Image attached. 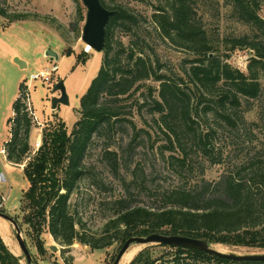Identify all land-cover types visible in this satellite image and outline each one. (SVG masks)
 <instances>
[{"label": "trees", "instance_id": "trees-1", "mask_svg": "<svg viewBox=\"0 0 264 264\" xmlns=\"http://www.w3.org/2000/svg\"><path fill=\"white\" fill-rule=\"evenodd\" d=\"M209 1L216 0H166L165 7L156 8L153 21L162 37L175 43L179 41V45L191 50L195 56L184 78L176 81L160 73V63L155 71L150 56L137 51V45L125 47L114 42L115 27L126 29L129 23H136V18L125 8H111L106 0H102V4L108 10L117 11V15L108 26L100 72L81 99L82 119L73 132V141L64 125L52 134H44L41 148L24 167L29 188L21 199L22 224L36 242L41 256L47 252L43 240L45 233L64 246L78 243L93 250L106 249L115 243L124 244L132 237L153 233L264 250V17L261 15L264 0H224L238 25L249 29L246 34L226 38L223 43L224 47L230 46L232 53L237 50L252 53L247 72L233 68L220 56V49L209 42L196 8L199 2ZM0 16L8 18L1 8ZM8 19L14 23L26 17ZM150 80L159 83L157 90L149 88L150 111L161 115V127L170 144L166 148L170 151L176 147L180 149L183 157L173 159L182 167L188 158V149L182 141L189 143L191 149L211 164L221 163L215 158L217 153L213 146L217 130L200 129L202 117L211 116L229 130L238 131L241 123L247 124L246 115L255 112L254 102L258 103L256 109L259 112L258 122H252V125L259 128L262 136L260 153L256 159L247 158L234 172L213 185L200 182L190 190L177 188L165 193L166 207L160 210L125 208V201H118L122 210L117 219L107 224L104 234H88L71 205L72 195L83 175L81 159L94 135L104 128H112V124L119 121L122 114L115 105L138 83ZM23 93L21 86L19 96ZM155 93L158 96L155 97ZM13 112L15 118L8 121L12 124V138L5 144V150L7 160L20 166L24 165L30 152L32 122L19 97L13 104ZM243 173L247 175L242 176ZM111 230L113 234L109 233ZM168 248L175 256L169 264L234 263L195 249ZM163 263L152 260L145 251L130 264ZM0 264H20L1 236Z\"/></svg>", "mask_w": 264, "mask_h": 264}, {"label": "rangeland", "instance_id": "rangeland-1", "mask_svg": "<svg viewBox=\"0 0 264 264\" xmlns=\"http://www.w3.org/2000/svg\"><path fill=\"white\" fill-rule=\"evenodd\" d=\"M165 1L106 0L109 7L121 6L136 18V23H129L126 29L115 27L114 42H120L125 47L137 45V51L150 56L155 71H158L157 64L160 63L161 74L179 81L190 70L195 56L191 50L179 45V41L175 43L163 38L157 29L153 17L157 7H165ZM0 8L8 18L26 17L11 23L10 19L0 16V123L3 112L9 118L12 117V104L19 97L21 86L24 88L26 81L45 70L51 73L49 83L41 79L31 82L32 111L44 126L41 127L28 112L32 127L30 152L25 159V166L37 154L35 143L39 135H42V139L44 134H52L64 125L73 141V132L82 119L81 99L98 76L105 54L87 51V46L82 42L87 10L81 0H0ZM196 8L211 45L220 49V56L233 68L247 72L252 53L246 50L232 53L229 51L230 46L224 47L223 43L226 38L246 34L249 29L238 25L237 18L230 14L224 0L199 2ZM261 15L264 17V9ZM48 50L56 52L59 60L46 57ZM14 54L26 63V68L16 64ZM54 67H58L56 72H52ZM61 80L65 82L70 105H59L54 111L51 101L60 93L54 95L53 88ZM158 87L159 83L152 80L138 83L115 105L122 114L119 121L112 124V128H104L95 134L84 152L81 159L83 175L77 184V191L72 195L71 205L85 224L88 234H104L107 224L117 219L122 210L117 205L118 201H125V208L160 210L166 207L163 201L165 193L177 188L190 190L200 182L213 185L223 176L234 172L247 158L256 159L260 153L262 136L259 128L252 125V122H258L259 112L256 109L258 103L254 102L255 112L246 115L247 124L241 123L238 131L229 130L211 116L202 117L200 129L217 130L213 146L217 153L215 158L221 160V163L211 164L191 149L189 143L182 141L188 149L187 163L182 167L173 159L183 157L180 149L176 147L170 151L166 148L170 144L161 127V115H154L150 111L152 105L149 88L157 90ZM154 96H158V93ZM9 129L5 130L0 124V150L4 141L10 138ZM0 161H3V156ZM4 177L5 181L0 179V212L15 220L19 219L22 224L21 199L24 191L29 188V182L20 167H13L4 173ZM9 225L10 231L7 233L0 228V236L19 263L27 264L16 240L14 226L11 223ZM20 229L33 264H114L124 245L115 243L98 250L78 243L67 247L45 233L43 240L47 252L41 256L36 242L27 233V227L23 225ZM109 233L113 234L114 231ZM209 244L211 248L224 253L264 254V250L257 248ZM53 246L58 248L57 252L51 251ZM145 251L152 260L169 263L175 257L168 247L133 245L122 264H130Z\"/></svg>", "mask_w": 264, "mask_h": 264}, {"label": "water", "instance_id": "water-1", "mask_svg": "<svg viewBox=\"0 0 264 264\" xmlns=\"http://www.w3.org/2000/svg\"><path fill=\"white\" fill-rule=\"evenodd\" d=\"M86 8V21L82 32V42L91 48L92 51L97 53H103L106 47V37L109 23L116 17L117 11L108 10L103 4L102 0H81ZM46 57L59 60V56L56 52L48 50ZM16 64L20 68H26V63L20 59L15 60ZM60 93L59 95H56ZM53 94L56 95L52 98L51 106L55 111L59 105L69 106L70 98L66 90L64 80H61L53 88ZM0 177L2 181H5L2 168L0 166ZM0 218L4 221L11 223L16 231V240L24 257L27 260V264H33V258L30 250L23 238L22 231L17 221L11 216L0 212ZM133 245H163L173 248L195 249L209 255L217 256L219 258L227 259L232 262H264V254H235L224 253L211 248L210 244L206 240L195 239L185 236L176 235H164L160 233H153L148 236H136L128 239L121 250L119 251L114 264H121L126 253L131 249ZM51 251L57 252L58 248L53 246Z\"/></svg>", "mask_w": 264, "mask_h": 264}, {"label": "built area", "instance_id": "built-area-1", "mask_svg": "<svg viewBox=\"0 0 264 264\" xmlns=\"http://www.w3.org/2000/svg\"><path fill=\"white\" fill-rule=\"evenodd\" d=\"M58 70V67H54L52 69V72H56ZM41 79L43 82L45 83H49L50 79H51V73L48 70H45L43 72H40L39 74H35L31 77L30 81H26L24 84V93L21 94L19 96L22 104L25 106L26 108V112H30L31 115L34 117L35 121L38 122V124L43 127L44 125L42 123L39 122L36 114L32 111V104H31V99H30V89H31V82L35 81V80H39ZM13 118H15V114L13 116ZM11 128H12V124H11ZM42 135H39L36 143H35V151L38 152L39 149L42 146V139H41ZM1 156H6V150H2L0 152V158ZM0 179L2 180V178L0 177ZM4 179V178H3ZM171 252H173V250H170ZM163 264H169L168 262H164Z\"/></svg>", "mask_w": 264, "mask_h": 264}, {"label": "crops", "instance_id": "crops-1", "mask_svg": "<svg viewBox=\"0 0 264 264\" xmlns=\"http://www.w3.org/2000/svg\"><path fill=\"white\" fill-rule=\"evenodd\" d=\"M18 56H17V54H14L13 55V59H14V61L16 60V59H18L17 58ZM18 98H16V100H17ZM15 99H13V101H14ZM15 100V101H16ZM14 101V102H15ZM14 102H13V104H14ZM13 104H12V117H10V118H13V116H14V112H13ZM10 118L8 117V115L6 114V112H3L2 113V117H1V126L2 127H4V129L6 130V129H8V131L10 130L9 128H11V125L10 124H8V121L10 120ZM10 135V134H9ZM2 137V135H1V133H0V138ZM11 138H12V134L10 135V138L8 139V141H4V143H3V147H2V149L0 150V152L2 151V150H5V144L6 143H8L10 140H11ZM0 166H1V168H2V172H3V174L5 173V172H7V171H10L11 169H13V167H20V169L22 170V172H23V174H24V165H15V164H12V163H10L8 160H7V157L6 156H3V161H0ZM4 180H6V177H4ZM29 187V186H28ZM28 189V188H27ZM26 191V190H25ZM24 191V192H25ZM1 194V193H0ZM3 221V222H2ZM0 228H1V230L2 231H4V232H8V231H10V225H9V223L8 222H6V221H4L3 219H1L0 218ZM5 229V230H4Z\"/></svg>", "mask_w": 264, "mask_h": 264}, {"label": "bare ground", "instance_id": "bare-ground-1", "mask_svg": "<svg viewBox=\"0 0 264 264\" xmlns=\"http://www.w3.org/2000/svg\"><path fill=\"white\" fill-rule=\"evenodd\" d=\"M87 51H89V52L91 51V48H90L89 46H87ZM2 222H3V221H2ZM4 230H5V229H4ZM127 253H128V252H127ZM127 253H126V254H127ZM125 256H126V255H125ZM125 256H124V257H125ZM123 260H124V258H123ZM123 260H122V262H123ZM121 264H122V263H121Z\"/></svg>", "mask_w": 264, "mask_h": 264}]
</instances>
